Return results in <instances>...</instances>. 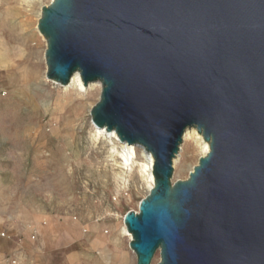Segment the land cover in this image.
Returning <instances> with one entry per match:
<instances>
[{"label":"water","instance_id":"water-1","mask_svg":"<svg viewBox=\"0 0 264 264\" xmlns=\"http://www.w3.org/2000/svg\"><path fill=\"white\" fill-rule=\"evenodd\" d=\"M47 77L101 82L92 122L154 158L136 264H264V0H52ZM209 143L173 181L187 128Z\"/></svg>","mask_w":264,"mask_h":264},{"label":"rangeland","instance_id":"rangeland-1","mask_svg":"<svg viewBox=\"0 0 264 264\" xmlns=\"http://www.w3.org/2000/svg\"><path fill=\"white\" fill-rule=\"evenodd\" d=\"M51 1L35 3L31 60L0 45V229L8 233L0 264H136L124 216L151 189L147 162L139 155L126 163L116 141L97 135L91 109L101 86L84 94L47 77L38 22ZM181 147L173 181L187 179L205 155L200 142ZM23 228L37 233L18 252Z\"/></svg>","mask_w":264,"mask_h":264},{"label":"bare ground","instance_id":"bare-ground-1","mask_svg":"<svg viewBox=\"0 0 264 264\" xmlns=\"http://www.w3.org/2000/svg\"><path fill=\"white\" fill-rule=\"evenodd\" d=\"M37 1L39 0H5L2 6L3 9L0 13V45H2V47L7 49L8 51L13 47H17L19 49V53L21 54L22 61H25L27 59L26 56H31L30 54H28V52H30L29 46L31 45V40L35 38L32 30V27L34 25L32 15L34 12L35 3ZM4 53L6 52L4 51ZM53 82L56 83L55 81ZM96 86H101L102 88L101 82H93L85 86L80 74L76 72L72 76L70 83L68 85H64V88L66 90L70 89L72 91H78L80 93L87 94L92 92ZM94 126L99 137L114 140L120 145V147L122 148V152L120 153L126 163L132 162V160L138 158L139 155L140 157L142 156L145 158L147 162L145 166L150 172L149 174L152 182L151 187H153L154 177L152 173V166L154 158L152 154L149 153L142 145H134L127 142H122L115 131L109 132L106 130V128H99L95 124ZM183 141L187 144L200 142L203 145L205 154L209 151V143L204 139L203 135L200 134L195 127L186 129L183 136ZM182 150L183 147H181L178 155L174 159V165H176L177 162L181 159ZM125 232L129 239H131V234L127 231V229H125Z\"/></svg>","mask_w":264,"mask_h":264},{"label":"crops","instance_id":"crops-1","mask_svg":"<svg viewBox=\"0 0 264 264\" xmlns=\"http://www.w3.org/2000/svg\"><path fill=\"white\" fill-rule=\"evenodd\" d=\"M40 231V230H39ZM20 233H16L19 234L18 239H16V242L14 243L15 247H16V251H20L21 249H26L27 246L32 244V240L34 238H32V236L37 233L36 230L33 229H20L19 230ZM15 240V239H14ZM24 251V250H23Z\"/></svg>","mask_w":264,"mask_h":264},{"label":"built area","instance_id":"built-area-1","mask_svg":"<svg viewBox=\"0 0 264 264\" xmlns=\"http://www.w3.org/2000/svg\"><path fill=\"white\" fill-rule=\"evenodd\" d=\"M0 236L1 237H8V233L5 230L0 229ZM35 237H36L35 235L32 236V238H35ZM17 263H18L17 258H11V259H9V262H8V264H17Z\"/></svg>","mask_w":264,"mask_h":264}]
</instances>
